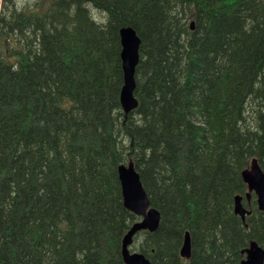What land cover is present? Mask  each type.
<instances>
[{"label":"trees","instance_id":"16d2710c","mask_svg":"<svg viewBox=\"0 0 264 264\" xmlns=\"http://www.w3.org/2000/svg\"><path fill=\"white\" fill-rule=\"evenodd\" d=\"M15 5L0 0V264H124L138 220L116 173L128 163L161 214L136 246L151 264H240L251 241L264 249L241 177L253 159L264 172V0ZM125 27L141 40L128 114Z\"/></svg>","mask_w":264,"mask_h":264},{"label":"water","instance_id":"95a60500","mask_svg":"<svg viewBox=\"0 0 264 264\" xmlns=\"http://www.w3.org/2000/svg\"><path fill=\"white\" fill-rule=\"evenodd\" d=\"M193 29V24H191ZM121 44L120 60L123 72V86L120 91V105L125 114H128L138 107V100L135 97V71L139 63L140 38L131 27L119 30ZM117 178L121 188V197L124 208L133 215L141 218L134 223L127 233L122 237L120 254L124 264H151L141 253L130 251L133 237L141 232L148 231L155 233L160 224L159 211L151 207L150 200L135 170L133 163L120 164L117 169ZM242 181L247 186L245 197L249 202L251 194L256 197V204L259 211L264 212V172L256 159L250 162L248 168L241 172ZM242 195L234 198L233 212L244 222L245 217L251 214L242 204ZM180 257L190 259L191 240L188 232L185 233L180 248ZM244 259L240 264H264V249L255 241H251L246 249L241 252Z\"/></svg>","mask_w":264,"mask_h":264},{"label":"rangeland","instance_id":"374dc122","mask_svg":"<svg viewBox=\"0 0 264 264\" xmlns=\"http://www.w3.org/2000/svg\"><path fill=\"white\" fill-rule=\"evenodd\" d=\"M13 1L14 3H16V5L20 8V7H23V6H26L28 4L32 5L33 2L35 0H11ZM15 5V6H16ZM141 239H142V235L139 234L135 237V241H134V248L132 247L133 245H131V252H136V253H140L139 251L136 250V246L141 242Z\"/></svg>","mask_w":264,"mask_h":264},{"label":"flooded vegetation","instance_id":"af4514ba","mask_svg":"<svg viewBox=\"0 0 264 264\" xmlns=\"http://www.w3.org/2000/svg\"><path fill=\"white\" fill-rule=\"evenodd\" d=\"M190 240H191V238H190ZM179 251H180V249H179ZM191 251H192V249H191Z\"/></svg>","mask_w":264,"mask_h":264}]
</instances>
